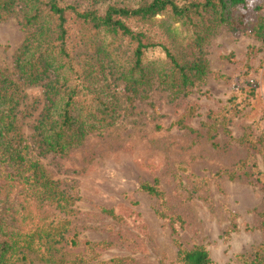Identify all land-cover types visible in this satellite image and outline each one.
<instances>
[{
	"label": "trees",
	"instance_id": "16d2710c",
	"mask_svg": "<svg viewBox=\"0 0 264 264\" xmlns=\"http://www.w3.org/2000/svg\"><path fill=\"white\" fill-rule=\"evenodd\" d=\"M15 15L26 36L14 75L0 69V264H92L99 246L81 243L73 225L78 197L61 188L40 157H67L89 136L114 127L125 105L153 89L172 100L190 95L210 73L207 46L222 30L264 46V0H0V23ZM156 51L160 57L149 56ZM26 87L42 90L33 146L22 129L30 116L22 108ZM255 87H240L219 122L209 124L211 142L228 133V123L256 96ZM238 142L264 166V129L258 136L244 133ZM247 163L239 161L230 179L246 177L237 172ZM140 189L163 203L156 184ZM159 215L175 235L173 225L181 220ZM258 216L254 229L264 237V212ZM175 245L178 264H213L204 248ZM240 259L264 264V239Z\"/></svg>",
	"mask_w": 264,
	"mask_h": 264
},
{
	"label": "rangeland",
	"instance_id": "374dc122",
	"mask_svg": "<svg viewBox=\"0 0 264 264\" xmlns=\"http://www.w3.org/2000/svg\"><path fill=\"white\" fill-rule=\"evenodd\" d=\"M25 36L19 16L0 23V69L11 75ZM207 52L210 73L190 95L172 100L167 92L153 89L125 105L114 127L89 136L67 157H40L61 188L78 197L73 225L81 243L99 246L92 264L112 259L178 264L175 241L185 249L204 248L213 264H242L240 256H250L263 242V232L254 227L264 212V166L238 139L264 129V46L249 35L222 30ZM247 84L256 86V96L228 123V133L211 142L209 124L219 122L229 100ZM24 95L22 108L30 116L22 120V129L33 146L42 90L26 87ZM246 158V167L237 174H249L231 180L230 172ZM144 184L157 185L162 204L140 189ZM160 212L181 220L173 225L175 235ZM83 251L84 246L76 254Z\"/></svg>",
	"mask_w": 264,
	"mask_h": 264
}]
</instances>
